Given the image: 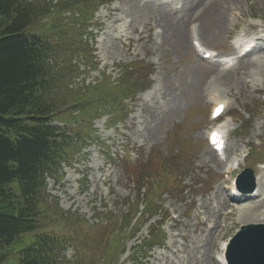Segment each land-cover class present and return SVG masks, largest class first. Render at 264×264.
Here are the masks:
<instances>
[{
    "label": "rangeland",
    "instance_id": "rangeland-1",
    "mask_svg": "<svg viewBox=\"0 0 264 264\" xmlns=\"http://www.w3.org/2000/svg\"><path fill=\"white\" fill-rule=\"evenodd\" d=\"M96 20L90 31L94 33L98 69L84 77L86 84L96 81L102 71L118 77L119 64L141 60L154 68L152 87L128 100L133 111L126 121L116 127H108L106 118L95 121L101 138L120 156H126L122 146L128 144L126 154L132 161H146L151 151L166 156L176 149L172 157L184 162L180 171L184 190L157 198L164 202L161 216H168L163 225L167 239L146 254L139 251L134 256L137 264H225L222 245L237 227L264 223L261 167L255 170L262 176L257 180L260 196L253 203H233L225 189L249 164L247 148L264 149V46L258 45L255 52L238 58L230 68L218 60L237 55L233 52L235 38H258L264 31V0H116L102 6ZM194 38L216 57L202 60L192 46ZM79 64L81 69L86 65ZM81 82H71L69 87L75 90ZM214 97L226 102L227 114L240 112L243 116L237 134L240 120L236 115L219 124L228 136L221 163L206 143L209 130L216 125L208 117ZM84 152L72 168H65L61 184L48 180L47 190L62 209L75 211L89 227L105 223L101 218L105 208L113 210L118 220L121 210L127 208L117 203L133 197V184L126 171L104 158L99 145ZM234 159L239 160L238 166L225 178L226 167H231ZM255 159L264 160V154ZM128 167L136 182L139 168L133 163ZM82 173L89 174L87 181ZM155 219L159 217L152 221ZM147 226L127 243L115 264H129L122 260L135 241L148 237ZM99 234L96 229L90 237L100 238ZM74 254L69 245L66 258L79 264ZM82 257L83 264H98L96 254ZM0 264H19L18 255L12 251Z\"/></svg>",
    "mask_w": 264,
    "mask_h": 264
},
{
    "label": "trees",
    "instance_id": "trees-1",
    "mask_svg": "<svg viewBox=\"0 0 264 264\" xmlns=\"http://www.w3.org/2000/svg\"><path fill=\"white\" fill-rule=\"evenodd\" d=\"M114 1L0 0V260L13 251L19 264H61L68 239L103 241L105 226L89 227L78 217H67L47 192L46 180L60 183L65 167L83 157L93 143L104 149L106 160L126 167L125 159L113 156L94 122L106 116L107 124L115 126L127 119V101L150 88L153 66L141 60L119 64L115 80L102 72L95 84L77 91L68 88L70 81L87 72L72 64L74 58L84 60L89 69L97 68L88 28L99 7ZM238 116L243 117L240 112ZM171 152L165 156L151 151L146 161L135 162L140 173L128 208L135 204L131 214L124 213L116 229L109 230L112 256L139 231L134 228L138 220L144 225L162 212L163 199L158 197L183 188L184 162L172 157L176 149ZM155 173L159 183L152 178ZM49 222L72 233L62 238L48 229ZM150 228L147 249L165 240L160 226L150 223ZM96 229L100 238L92 239Z\"/></svg>",
    "mask_w": 264,
    "mask_h": 264
},
{
    "label": "water",
    "instance_id": "water-1",
    "mask_svg": "<svg viewBox=\"0 0 264 264\" xmlns=\"http://www.w3.org/2000/svg\"><path fill=\"white\" fill-rule=\"evenodd\" d=\"M232 247L230 264H264V226L242 231Z\"/></svg>",
    "mask_w": 264,
    "mask_h": 264
},
{
    "label": "bare ground",
    "instance_id": "bare-ground-1",
    "mask_svg": "<svg viewBox=\"0 0 264 264\" xmlns=\"http://www.w3.org/2000/svg\"><path fill=\"white\" fill-rule=\"evenodd\" d=\"M195 39V38H194ZM213 99V101L215 102V104L217 103V102H220L221 100H218L216 97H214V98H212ZM214 104V105H215ZM218 162H220L219 160H217ZM221 163V162H220ZM257 180H258V178H257ZM258 193V194H257ZM255 195H254V197L255 198H253V200L252 201H254V200H256L257 199V197H259L260 196V192H259V190H255V193H254Z\"/></svg>",
    "mask_w": 264,
    "mask_h": 264
}]
</instances>
